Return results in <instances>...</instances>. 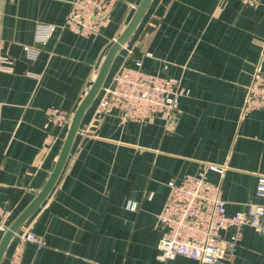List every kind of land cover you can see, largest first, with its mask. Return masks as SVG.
Instances as JSON below:
<instances>
[{
	"label": "crops",
	"instance_id": "1",
	"mask_svg": "<svg viewBox=\"0 0 264 264\" xmlns=\"http://www.w3.org/2000/svg\"><path fill=\"white\" fill-rule=\"evenodd\" d=\"M71 1L0 0V206L10 212L9 225L45 185L67 132L44 111L72 116L140 2L115 0L100 35L83 38L64 27ZM45 27L48 40L36 43ZM138 58L145 72L178 85L176 113L122 123L96 113L99 92L56 185L16 233L43 241L41 248L24 244L20 264H200L156 260L164 230L157 217L168 182L197 175L205 164L225 168L206 178L220 185L227 215L262 203L255 188L264 177V112L242 114V107L252 74H264V0H153L103 85ZM235 234L228 264H264V235L240 225L221 238Z\"/></svg>",
	"mask_w": 264,
	"mask_h": 264
},
{
	"label": "built area",
	"instance_id": "2",
	"mask_svg": "<svg viewBox=\"0 0 264 264\" xmlns=\"http://www.w3.org/2000/svg\"><path fill=\"white\" fill-rule=\"evenodd\" d=\"M245 6H254L258 0H238ZM115 0H72L64 27L83 38L100 35L110 21ZM51 29L43 28L36 43L44 45ZM31 59L34 49L27 48ZM6 62L7 60L4 59ZM181 96L178 85L171 79L145 72L142 58L131 65L122 64L109 82L102 86L95 111L97 114L117 116L122 123L144 124L153 118H171ZM264 112V74L256 70L247 86L242 114ZM49 124L64 128L70 121L67 111L47 108L44 111ZM223 166L204 165L197 175H184L167 184L169 194L157 221L164 227L157 244L156 260L165 263L183 257L200 264H214L226 259L234 251L238 235L224 241L221 233L231 226L248 225L264 235V177L257 179L255 196L260 204H248L244 212L231 216L226 213L221 187L207 180L206 173L222 175ZM9 210L0 206V239L9 225ZM18 243L5 264H20L21 249L26 243L41 248L43 241L30 231L16 234Z\"/></svg>",
	"mask_w": 264,
	"mask_h": 264
},
{
	"label": "water",
	"instance_id": "3",
	"mask_svg": "<svg viewBox=\"0 0 264 264\" xmlns=\"http://www.w3.org/2000/svg\"><path fill=\"white\" fill-rule=\"evenodd\" d=\"M152 1L153 0H140L126 27L108 48L89 90L85 93L84 97L82 98L81 102L70 118L58 159L45 185L40 190V192L35 195L34 199L26 206V208L11 222V224L1 237L0 264L4 257L6 248L12 241L15 234L24 225L28 218L35 212V210L44 202V200L56 185L68 158L74 139L79 131V126L85 112L100 92L115 57L139 26ZM214 264H228V262L227 259H223Z\"/></svg>",
	"mask_w": 264,
	"mask_h": 264
},
{
	"label": "rangeland",
	"instance_id": "4",
	"mask_svg": "<svg viewBox=\"0 0 264 264\" xmlns=\"http://www.w3.org/2000/svg\"><path fill=\"white\" fill-rule=\"evenodd\" d=\"M180 93H182V92H180Z\"/></svg>",
	"mask_w": 264,
	"mask_h": 264
}]
</instances>
